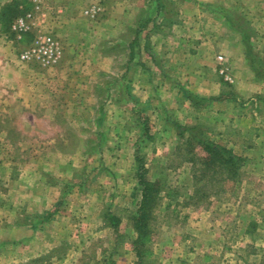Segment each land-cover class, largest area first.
<instances>
[{"label": "rangeland", "instance_id": "obj_1", "mask_svg": "<svg viewBox=\"0 0 264 264\" xmlns=\"http://www.w3.org/2000/svg\"><path fill=\"white\" fill-rule=\"evenodd\" d=\"M167 2L1 15L0 264H264V0ZM37 31L59 41L56 65L18 61ZM138 160L160 187L141 235Z\"/></svg>", "mask_w": 264, "mask_h": 264}, {"label": "trees", "instance_id": "obj_2", "mask_svg": "<svg viewBox=\"0 0 264 264\" xmlns=\"http://www.w3.org/2000/svg\"><path fill=\"white\" fill-rule=\"evenodd\" d=\"M154 1V5L157 9V12L161 13H165V12H169L170 10H166L167 5L169 4V2H167V0H153ZM6 8V7H5ZM11 21V17L9 18V21L7 23H9ZM135 43V42H133ZM132 57V56H131ZM153 63L155 65L158 64V62L156 61V59H152ZM186 94V93H185ZM202 101V100H199ZM193 102L194 105L196 106H201L200 102ZM203 106V105H202ZM145 129V128H144ZM198 129L197 126L195 127H186V130L189 132L190 134V139H189V143H193L196 142L198 143L203 149L204 151L207 153L208 155V161H214V160H218L220 165H228L233 171L232 173H236L237 172V168L239 166V161L242 159L241 157L235 155L231 149H227L225 146H222L210 139L205 138L204 136L201 135V132L198 130V132H196V130ZM145 132V130H144ZM137 159V158H136ZM138 172H137V182L138 184L141 186V199L139 202V207L137 209V212L140 214V217L138 218L137 222L135 223V229L138 232V234H144L143 233V227L146 226V224L144 223V220L147 216H149L153 205L156 201V198L158 196V193L160 192V187L158 185L157 181H150L148 180L144 173H145V169L143 164L138 160Z\"/></svg>", "mask_w": 264, "mask_h": 264}, {"label": "built area", "instance_id": "obj_3", "mask_svg": "<svg viewBox=\"0 0 264 264\" xmlns=\"http://www.w3.org/2000/svg\"><path fill=\"white\" fill-rule=\"evenodd\" d=\"M35 2V3H34ZM33 9L15 18L11 23V31L17 40L21 34L31 30L34 15L39 11V2L34 1ZM62 55L59 41L49 33L35 32L30 42L17 55L21 63L37 64L41 67H51L58 63ZM221 58V57H220Z\"/></svg>", "mask_w": 264, "mask_h": 264}, {"label": "crops", "instance_id": "obj_4", "mask_svg": "<svg viewBox=\"0 0 264 264\" xmlns=\"http://www.w3.org/2000/svg\"><path fill=\"white\" fill-rule=\"evenodd\" d=\"M16 0H0V22L2 19V14H4L5 11H8L7 9L12 5L11 3H13ZM6 7V8H5ZM4 60L0 59V63H3ZM13 66V65H11Z\"/></svg>", "mask_w": 264, "mask_h": 264}]
</instances>
